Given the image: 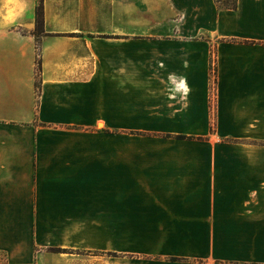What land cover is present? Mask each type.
Listing matches in <instances>:
<instances>
[{"label":"crops","instance_id":"0c3cea01","mask_svg":"<svg viewBox=\"0 0 264 264\" xmlns=\"http://www.w3.org/2000/svg\"><path fill=\"white\" fill-rule=\"evenodd\" d=\"M40 2L0 0V261L264 264V0Z\"/></svg>","mask_w":264,"mask_h":264},{"label":"rangeland","instance_id":"374dc122","mask_svg":"<svg viewBox=\"0 0 264 264\" xmlns=\"http://www.w3.org/2000/svg\"><path fill=\"white\" fill-rule=\"evenodd\" d=\"M221 6H232L235 0H218ZM39 4H42V0ZM58 248H44L35 249L34 258L30 264H71V258H74V263L72 264H98L95 257L90 256V260H82L84 258L82 251H75L73 249H60ZM90 255H98L99 251L97 249L87 250ZM81 252V253H80ZM55 257V258H52ZM0 264H6L4 261H0Z\"/></svg>","mask_w":264,"mask_h":264},{"label":"trees","instance_id":"16d2710c","mask_svg":"<svg viewBox=\"0 0 264 264\" xmlns=\"http://www.w3.org/2000/svg\"><path fill=\"white\" fill-rule=\"evenodd\" d=\"M42 22H43V5L39 4L38 7H37V27H36V30H35V32L37 34L42 32ZM176 137L177 138H185L186 136L185 135H177ZM57 250L59 251L60 249H57Z\"/></svg>","mask_w":264,"mask_h":264},{"label":"clouds","instance_id":"9594fccd","mask_svg":"<svg viewBox=\"0 0 264 264\" xmlns=\"http://www.w3.org/2000/svg\"><path fill=\"white\" fill-rule=\"evenodd\" d=\"M181 90H183L184 92L187 91L186 84H184V83L177 84L175 89H174V91H178V92L181 91Z\"/></svg>","mask_w":264,"mask_h":264},{"label":"built area","instance_id":"2783aa9c","mask_svg":"<svg viewBox=\"0 0 264 264\" xmlns=\"http://www.w3.org/2000/svg\"><path fill=\"white\" fill-rule=\"evenodd\" d=\"M214 75H215V70L213 69V90L215 91V83H214L215 78H214Z\"/></svg>","mask_w":264,"mask_h":264}]
</instances>
